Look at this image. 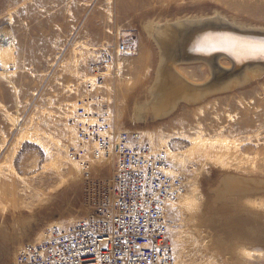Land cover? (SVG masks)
<instances>
[{
	"label": "rangeland",
	"instance_id": "374dc122",
	"mask_svg": "<svg viewBox=\"0 0 264 264\" xmlns=\"http://www.w3.org/2000/svg\"><path fill=\"white\" fill-rule=\"evenodd\" d=\"M216 12L264 28V0H0V264H18L24 246L45 241L49 227L88 214L82 164L70 156L81 104L113 130L171 151L191 200L169 208L172 264H230L224 257L264 264V243L251 244L244 233L233 242L208 222L217 202L239 212L258 207V190L242 187L264 181V75L199 104L182 101L164 119L133 118L134 99L159 63L145 22ZM122 42L127 53L118 52ZM218 64L212 73L224 79L249 66L233 72L228 60ZM182 65L193 83L212 76L202 62Z\"/></svg>",
	"mask_w": 264,
	"mask_h": 264
},
{
	"label": "built area",
	"instance_id": "2783aa9c",
	"mask_svg": "<svg viewBox=\"0 0 264 264\" xmlns=\"http://www.w3.org/2000/svg\"><path fill=\"white\" fill-rule=\"evenodd\" d=\"M82 107L73 122L80 148L71 156L87 155L83 200L89 214L68 227H49L45 241L24 246L18 264H171L167 205L184 188L183 177L171 171L166 151L152 153L136 134L109 130Z\"/></svg>",
	"mask_w": 264,
	"mask_h": 264
},
{
	"label": "bare ground",
	"instance_id": "6f19581e",
	"mask_svg": "<svg viewBox=\"0 0 264 264\" xmlns=\"http://www.w3.org/2000/svg\"><path fill=\"white\" fill-rule=\"evenodd\" d=\"M235 16H229L227 14H223L222 12H216L212 16L207 17L203 16V14H199L177 17L173 20L150 19L145 22L144 29L148 32L149 37L154 39L157 47L159 63L155 72V78L146 86L145 93L141 97L134 99V119L137 121H155L164 119L172 115L182 101L193 105L199 104L215 92L233 90L237 85L239 87L241 85L244 86L245 82H251L252 79L254 80V78H259L264 75V62L261 64L246 66L241 74L234 78L224 79L222 77L214 76L212 73L213 71H216L215 69L217 68H214L215 66L211 64L213 54L214 56L218 55L217 58L215 57L218 63L219 61L221 63V59L228 60L229 65L232 66L231 69L228 68L230 69L229 71H231L232 68H238L239 66L244 65L245 62L251 59L264 61L263 25L261 27L258 26V23H248L247 20ZM196 30H201L199 35L193 34V31ZM243 34H250L251 36ZM122 43L126 44V49L124 51L120 48ZM122 43L118 45V52L127 53L129 51V46L126 42ZM198 53L205 54L206 56L198 57ZM110 57L111 60H113V57ZM189 62H202L206 68L208 67L207 69L209 70V73L212 74L208 83L203 85L196 84L189 81L185 77L182 64ZM214 74L216 73L214 72ZM90 80L88 81V84L90 83L91 87H89L88 84L87 85L89 88H92L93 85H95V81ZM84 110L86 111V109ZM86 112L91 114V112ZM97 115L98 118L101 117L103 122L110 126L109 130L116 131L111 128L112 125L108 123L103 116H100L99 114ZM71 125H73V123ZM74 133L77 143L73 149L79 150L80 139L78 138L75 128ZM128 133L136 134L138 136L139 143L144 141L137 133ZM214 140L217 142L219 139ZM207 141L208 140H205V142ZM210 143H212V141H210ZM66 148L67 147L64 148V151L67 154ZM149 148L154 154L161 151H155L151 149V146H149ZM161 149L166 151L168 157L172 160L173 165L171 171L173 170V173H177L181 176V170L175 166L171 151L167 148ZM86 157L87 155H85L84 159ZM84 159L78 158V160L81 161V164ZM75 160L77 159L75 158ZM111 160L112 159L109 158V161ZM76 162L72 160L69 163L77 164L78 162ZM81 170L82 169H80L79 175L81 174ZM226 183L227 181L225 178V180H223V184ZM257 184L251 182L248 184L249 186L251 185L249 188L242 187V189L252 191V188L255 187L254 189L258 190V194L255 196L259 200L256 203L258 207L245 205L241 209L247 210V212H239L229 206H227L226 210H224L219 206L218 202L213 205L208 222L211 226L216 228L218 235L221 234L223 237L227 236L225 239H232V241L235 242L236 240L233 239L237 236V234L244 233L242 238L246 239L249 243H264V181ZM185 187L179 191L177 198L167 205L168 211L172 205L180 201V204L183 207L191 206V200L189 198H183L186 195ZM228 201H233V198H230ZM87 210L89 214V209ZM88 214H86V216ZM246 228L249 230L246 231ZM224 242L226 241L224 240ZM226 243L229 244L228 242ZM177 249L179 252L177 255V257H179L178 262H180L185 251H183V249L179 246ZM224 258L230 264H257L250 263L248 257ZM173 262L174 257L171 264ZM218 263L225 264L221 258L218 259Z\"/></svg>",
	"mask_w": 264,
	"mask_h": 264
},
{
	"label": "water",
	"instance_id": "95a60500",
	"mask_svg": "<svg viewBox=\"0 0 264 264\" xmlns=\"http://www.w3.org/2000/svg\"><path fill=\"white\" fill-rule=\"evenodd\" d=\"M201 31V30H200ZM200 31L199 30H196V31H193V34H200ZM238 35H240V34H238ZM243 35H250V34H243ZM251 36V35H250ZM243 37H246V36H243ZM217 54H219V53H217ZM217 54H215V55H217ZM197 56L198 57H205L206 55L205 54H202V53H198L197 54ZM218 56V55H217ZM217 56H214V54L212 55V58H211V64L213 65V66H215L214 68H216V67H221L218 63H217V61H216V59H215V57L217 58ZM262 62H264V61H261V60H253V59H251V60H249V61H247V62H245V64L244 65H241V66H239L238 68H232V70L234 71V72H236L237 70H239V69H241L242 67H244L245 65H251V64H261ZM217 76V75H216Z\"/></svg>",
	"mask_w": 264,
	"mask_h": 264
}]
</instances>
